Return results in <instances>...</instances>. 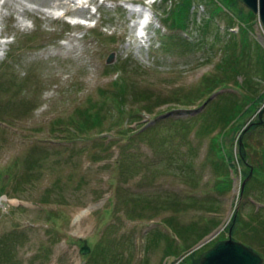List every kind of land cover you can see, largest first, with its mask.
I'll list each match as a JSON object with an SVG mask.
<instances>
[{"label": "rangeland", "instance_id": "obj_1", "mask_svg": "<svg viewBox=\"0 0 264 264\" xmlns=\"http://www.w3.org/2000/svg\"><path fill=\"white\" fill-rule=\"evenodd\" d=\"M131 1L153 16L143 37ZM62 2L68 20L55 19L63 5L51 8ZM206 2L0 0V264H193L228 237L246 168L229 170L222 156L237 153L264 102L224 130H196L221 104L264 92V27L235 0ZM178 16L185 28L172 24ZM78 17L86 26H71ZM213 78L220 91L177 101ZM94 106L101 129L77 132ZM247 142L254 166L264 130ZM251 185L236 240L264 258V182Z\"/></svg>", "mask_w": 264, "mask_h": 264}, {"label": "trees", "instance_id": "obj_2", "mask_svg": "<svg viewBox=\"0 0 264 264\" xmlns=\"http://www.w3.org/2000/svg\"><path fill=\"white\" fill-rule=\"evenodd\" d=\"M187 1L190 3V6H191L193 0H187ZM204 1L206 2V0H204ZM213 11L217 12V7L215 9H213ZM249 14L253 15L250 12H249ZM185 20H186L185 17L178 16L175 19H171V22L173 25H176L177 27H184L185 28V24H186ZM183 40L184 39L181 40V43H183L185 46H189L190 48L193 47V45H190L189 42L183 41ZM195 46H196V44H195ZM227 77H229V76L227 75ZM247 82L248 81H246V83ZM218 84H224V81L218 80L215 78L210 79L209 81L206 82L205 85L203 84L204 89L211 90L209 93L206 90H204L201 92V94H199V96H196L194 98L191 97V98H187V99L183 98V100H177V101H179V103H183V105L185 107H187L189 105H193L196 103V101L198 99H202L204 96H210L214 92L220 91V89L218 90L215 87V85L218 86ZM236 84H237V86L242 87L241 84H239V83H236ZM113 95H116L118 97V101H119V105H120L119 110H121V112L123 113L122 107H123V103H124V98L126 96L125 88L123 86H121L120 88L117 87V89H116L115 93H113ZM207 101H209V100H207ZM245 102H246V104H238V102L230 101V102H227L225 104H221V106H218V108L215 109L216 115L218 114L216 122L210 121V122H207L206 124L202 125L201 127L197 128V130H196L197 135L199 137H203V136H207L208 134L216 131V129L220 128L221 130H224L227 126H229V124H231V122L235 121L240 116H243V114H248V113L252 114V112H256L258 110V108L261 106V104H263V102H264V92L262 94H258L256 96H254V97L248 96L245 99ZM94 107H95V109H94ZM94 107H93V109H87L86 108V109L82 110V112L79 115V122H76L73 120L74 122H72V123L76 122L75 123L76 125H74L73 128L77 132L83 133V132L90 131L92 129H96V130L101 129L102 119H101L100 113H101L102 107H100L99 109H96V106H94ZM145 108L147 109V107H145ZM188 119L189 120L187 121V124L189 122H191V125L188 126V129H191L192 125L197 121V119H196V116L190 117ZM262 124H264V123H262ZM262 124L260 125L259 122H250L248 127H245L241 131L240 137H239L238 141H236L235 147H236L237 153H233L231 150L230 151L227 150L225 153L223 152L224 156H222V154H221V156L223 157V161L228 164L229 170H230V168L231 169H233V167L235 168V165L233 163L234 161H236V163L238 165L242 166V168H246V171L241 172L243 174L241 180L243 181L247 178V181L244 184V186L240 189L239 208L237 209V211H235L234 215L232 216V218L230 220V223L226 227L227 232H229V229H231V234H232V237L234 239L237 238L236 237L237 232L239 231L238 225L242 223V218L244 216V213L241 210L242 206L240 208V205L242 204L244 196H248L247 194L249 193V191H251V187H252L251 184L254 180L259 181L261 179L262 182H264V147L261 150L260 159L256 165H254V166L250 165L248 162V156H247V148H248L247 147V144H248L247 139L250 137V134L252 133V131L255 130L256 128H259V129L261 128L262 130H264V125H262ZM216 127H218V128H216ZM102 132L103 131H101L100 133H102ZM145 132H147V131L144 130V131L140 132L139 135H143V134H145ZM218 134H220V132ZM219 148L222 149V146H220ZM219 151H221V150H219ZM250 173H252V179L248 180ZM261 202L264 203V201H261ZM255 215L257 217L258 210L255 212ZM262 226H264V224H262ZM174 231L177 232V235H180L178 230L174 229ZM191 255L192 254H190L189 256H191ZM189 256H187V257H189ZM186 258H184L183 261ZM198 260H199V258L194 260L193 264H197Z\"/></svg>", "mask_w": 264, "mask_h": 264}, {"label": "water", "instance_id": "obj_3", "mask_svg": "<svg viewBox=\"0 0 264 264\" xmlns=\"http://www.w3.org/2000/svg\"><path fill=\"white\" fill-rule=\"evenodd\" d=\"M258 16V20L264 27V0H236ZM114 54H110L107 64L113 62ZM264 115V108L259 111L258 118L261 120ZM244 184V182H243ZM88 248L84 242L81 254H87ZM198 264H264V259L239 241L231 239L217 242L213 247L200 255Z\"/></svg>", "mask_w": 264, "mask_h": 264}, {"label": "bare ground", "instance_id": "obj_4", "mask_svg": "<svg viewBox=\"0 0 264 264\" xmlns=\"http://www.w3.org/2000/svg\"><path fill=\"white\" fill-rule=\"evenodd\" d=\"M67 4H68L67 2H62V3L56 4V5H51V8H56V6L63 5V7H61V8L66 11L67 10Z\"/></svg>", "mask_w": 264, "mask_h": 264}]
</instances>
